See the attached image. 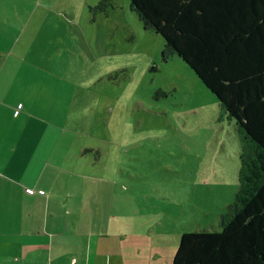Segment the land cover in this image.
Masks as SVG:
<instances>
[{
  "label": "rangeland",
  "instance_id": "1",
  "mask_svg": "<svg viewBox=\"0 0 264 264\" xmlns=\"http://www.w3.org/2000/svg\"><path fill=\"white\" fill-rule=\"evenodd\" d=\"M97 2L0 0V96L11 90L0 125L31 113L8 174L25 163L21 138L29 155L51 124L48 163L17 184L27 222L80 224L68 237L121 253L120 264H171L181 231L219 228L238 185L239 134L187 63L162 58L163 37L129 0L94 12Z\"/></svg>",
  "mask_w": 264,
  "mask_h": 264
},
{
  "label": "trees",
  "instance_id": "2",
  "mask_svg": "<svg viewBox=\"0 0 264 264\" xmlns=\"http://www.w3.org/2000/svg\"><path fill=\"white\" fill-rule=\"evenodd\" d=\"M112 0L90 7L104 12ZM216 96L240 138L238 185L218 229L181 231L171 264H264V0H129ZM91 151L84 148L83 152Z\"/></svg>",
  "mask_w": 264,
  "mask_h": 264
},
{
  "label": "crops",
  "instance_id": "3",
  "mask_svg": "<svg viewBox=\"0 0 264 264\" xmlns=\"http://www.w3.org/2000/svg\"><path fill=\"white\" fill-rule=\"evenodd\" d=\"M10 91L9 87L0 96V100L3 98L9 100ZM29 112L26 110L22 114L26 119L20 124L0 125V264H120L121 253L115 254L108 251L102 253L97 246L90 251L88 236H84L83 239L68 237L76 235L75 230L81 228L80 224L68 226L65 229L59 228L60 225L53 222H50L48 226L27 222L30 214L26 207L28 204H25L23 199L26 189H19L18 185L22 186L34 181L35 163L36 166L48 163L50 154L59 139V131L51 130L53 129L50 127L51 124L49 126L47 123L38 129L41 140L27 155L25 147L28 138L25 140L21 138L19 152L25 159V163L21 169L15 171L16 175H20L19 178L8 174L11 158L19 145V136L29 130L24 125L31 116ZM18 114L19 112L14 111L15 116L12 120ZM41 121L45 122L42 119ZM91 151H93L92 148ZM3 170H6L5 174ZM63 196L67 201L68 196ZM45 208L50 210L48 205ZM74 212L76 215L74 214L73 217L79 216V205ZM67 230H69L68 233Z\"/></svg>",
  "mask_w": 264,
  "mask_h": 264
}]
</instances>
